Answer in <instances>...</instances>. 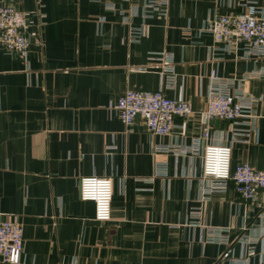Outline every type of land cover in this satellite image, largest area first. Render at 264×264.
Segmentation results:
<instances>
[{
  "label": "crops",
  "instance_id": "1",
  "mask_svg": "<svg viewBox=\"0 0 264 264\" xmlns=\"http://www.w3.org/2000/svg\"><path fill=\"white\" fill-rule=\"evenodd\" d=\"M1 1L30 13L28 53L0 43V222L23 225L20 264H231L241 255L243 228L256 222L264 189L250 203L229 181L212 193L197 223L190 213L201 204L202 151L162 148L189 146L209 129L211 141L231 145L233 168L264 167V100L250 143L237 141L230 123L216 126L205 115L215 69L235 87L264 96V78L243 80L264 57L216 53L212 35L202 30L208 19L233 10L218 0H170L167 16L145 17L148 0ZM143 22L147 35L131 41L129 28ZM161 51L173 53L177 74L165 94L193 107L175 119L170 135L150 133L140 117L127 126L110 107L128 89L161 86V64L150 58ZM157 160L167 163L166 176L155 174ZM91 175L112 178L107 222L80 198L81 178ZM210 226L228 227L230 244L207 240ZM255 246L249 262L264 264V242Z\"/></svg>",
  "mask_w": 264,
  "mask_h": 264
},
{
  "label": "built area",
  "instance_id": "2",
  "mask_svg": "<svg viewBox=\"0 0 264 264\" xmlns=\"http://www.w3.org/2000/svg\"><path fill=\"white\" fill-rule=\"evenodd\" d=\"M170 0H148L144 5L145 17L153 13L167 16ZM233 10L230 14H219L208 19L203 31L210 33L214 40L212 51L221 53L242 51L246 58L264 57V6L257 0H218ZM30 13L4 4L0 0V43L10 52L23 55L28 53L30 40L25 33ZM149 25L141 23L129 28V39L140 41L147 35ZM243 45V46H241ZM150 58L161 64V86L157 90H126L110 107L116 109L125 125L130 126L137 117L144 120L148 131L157 135L174 134L178 127L177 117L187 118L193 113L189 100L172 98L165 94V89L176 86L177 74L174 55L169 51L152 52ZM264 78V65L251 71L246 77ZM264 96H253L247 93L242 85L234 86L231 79L222 77L217 70L210 76L208 102L205 115L208 121L219 119L232 125L237 141L251 142L258 117L257 106ZM256 133V132H255ZM166 151L178 154L189 149L202 151L203 179L201 204L192 209L191 220L200 223L203 217L204 204L212 193L224 191L229 181H233L236 191L246 201L256 202L258 190L264 189V167L258 169L248 162L232 166L231 145L211 141V132L205 129L194 137L191 145L171 143L163 146ZM168 165L157 160L155 174L166 176ZM80 198L92 201L95 205V219L107 222L112 218L113 182L109 176L91 175L81 178ZM254 209H248L250 215ZM247 215V220L250 216ZM249 222V221H248ZM243 228L240 242L247 247L245 251L232 259L231 264H250L249 259L256 254V244L264 242V203L257 214L256 222L248 223ZM256 226L260 232L250 229ZM207 240L230 244L228 227H208ZM264 252V251H263ZM24 253L23 225L12 219L0 222V263L20 264ZM264 254V253H263Z\"/></svg>",
  "mask_w": 264,
  "mask_h": 264
},
{
  "label": "water",
  "instance_id": "3",
  "mask_svg": "<svg viewBox=\"0 0 264 264\" xmlns=\"http://www.w3.org/2000/svg\"><path fill=\"white\" fill-rule=\"evenodd\" d=\"M220 120L219 119H215L212 121V123H214L216 126H219L220 125Z\"/></svg>",
  "mask_w": 264,
  "mask_h": 264
}]
</instances>
